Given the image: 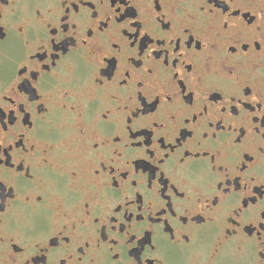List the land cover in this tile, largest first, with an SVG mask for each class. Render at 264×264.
<instances>
[{"label":"flooded vegetation","instance_id":"af4514ba","mask_svg":"<svg viewBox=\"0 0 264 264\" xmlns=\"http://www.w3.org/2000/svg\"><path fill=\"white\" fill-rule=\"evenodd\" d=\"M262 249L264 0H0V264Z\"/></svg>","mask_w":264,"mask_h":264},{"label":"snow or ice","instance_id":"6c2138e0","mask_svg":"<svg viewBox=\"0 0 264 264\" xmlns=\"http://www.w3.org/2000/svg\"><path fill=\"white\" fill-rule=\"evenodd\" d=\"M225 27H227V25H225ZM176 63H179V60H177L176 61ZM230 71H231V69H230ZM130 74V73H129ZM126 81V83H127V80H125ZM124 81V82H125ZM142 88H143V84H142V86H141ZM141 96H143V93H141ZM167 99L169 100V101H172V99H173V96L171 95V94H168L167 95ZM105 119H106V117H105ZM173 119H175V117L173 116ZM4 127L6 128L7 127V125H4ZM83 134V133H82ZM117 138H119V137H117ZM94 147L96 148V149H99L100 148V144L99 143H96L95 145H94ZM119 154V153H118ZM114 171V170H113ZM100 173H99V170H97L96 171V175L98 176ZM134 183H135V181H134ZM117 187H119V185L117 184ZM42 199V198H41ZM217 201H218V198H217ZM219 202V201H218ZM237 214H239V212H237ZM82 250H83V248H81ZM81 249H80V251H81ZM261 255L262 256H264V249H262V251H261ZM65 264H67V261H66V258H65Z\"/></svg>","mask_w":264,"mask_h":264}]
</instances>
